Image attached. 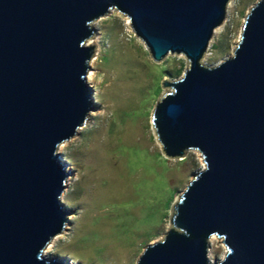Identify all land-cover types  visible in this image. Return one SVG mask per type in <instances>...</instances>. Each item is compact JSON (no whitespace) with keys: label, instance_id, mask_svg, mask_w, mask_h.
<instances>
[{"label":"water","instance_id":"1","mask_svg":"<svg viewBox=\"0 0 264 264\" xmlns=\"http://www.w3.org/2000/svg\"><path fill=\"white\" fill-rule=\"evenodd\" d=\"M231 0H0V264L44 256L70 223L58 148L94 110V23L124 16L152 62L182 56L151 115L168 160L203 169L169 209L167 230L136 264H264V0L248 11L232 56L203 58ZM225 248L210 260V242Z\"/></svg>","mask_w":264,"mask_h":264},{"label":"rangeland","instance_id":"2","mask_svg":"<svg viewBox=\"0 0 264 264\" xmlns=\"http://www.w3.org/2000/svg\"><path fill=\"white\" fill-rule=\"evenodd\" d=\"M257 1H230L203 58L206 66L232 56ZM93 27L89 44L95 55L87 81L94 110L78 134L58 148L69 172L62 203L70 223L44 256L66 264H136L144 248L163 237L170 207L204 167L196 152L182 160L166 159L150 123L165 92L162 80L181 77L185 61L167 56L153 63L127 18L114 11ZM179 67L181 74L174 78ZM210 244L209 259H221L222 243L213 239Z\"/></svg>","mask_w":264,"mask_h":264},{"label":"trees","instance_id":"3","mask_svg":"<svg viewBox=\"0 0 264 264\" xmlns=\"http://www.w3.org/2000/svg\"><path fill=\"white\" fill-rule=\"evenodd\" d=\"M181 70H182V68L179 67L178 70L174 71V75L173 74L172 75L170 74V75L174 76V78H178L180 76V74H181Z\"/></svg>","mask_w":264,"mask_h":264},{"label":"bare ground","instance_id":"4","mask_svg":"<svg viewBox=\"0 0 264 264\" xmlns=\"http://www.w3.org/2000/svg\"><path fill=\"white\" fill-rule=\"evenodd\" d=\"M88 79H90V78H88ZM64 146H65V144H63V145L61 146V148H63ZM60 236H61V235H59V236H57L56 238H54V240L49 244L50 246L48 247V249H49V248L51 249V246L53 245L52 243H53L54 241L58 240Z\"/></svg>","mask_w":264,"mask_h":264}]
</instances>
